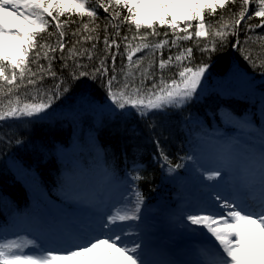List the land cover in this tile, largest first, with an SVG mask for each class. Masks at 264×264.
<instances>
[{"label":"snow or ice","instance_id":"snow-or-ice-1","mask_svg":"<svg viewBox=\"0 0 264 264\" xmlns=\"http://www.w3.org/2000/svg\"><path fill=\"white\" fill-rule=\"evenodd\" d=\"M231 2L236 0H94L93 7L89 8V0H0V97L16 92L24 86L25 74L29 73L28 85L34 87L39 81L50 74L58 80L47 89L36 88V96L44 97L40 102L23 103L20 105L19 98L15 103L9 99L7 104L0 99V137L6 135L3 131L9 126L8 118L20 120L25 117H35L45 112L52 106V100L61 92L67 91L61 88L64 84L62 78L57 77V73L52 69V57L49 51H56L57 48L63 53L65 44L62 41L63 31L49 33V36L57 35V46L52 48L48 44L39 45L43 50V57L48 59L47 68L38 63L41 52L37 51L34 62L37 64V72H33L28 66L29 54L37 47V37L41 32L47 31L49 26L48 17L55 21L54 27L62 29L64 25L60 23V17L65 14H78L80 17H97V10L102 9L108 13L110 9L122 8L127 11V15L121 19L120 12H114L108 17L109 20L117 19L121 23L130 22L137 30L141 28L151 29V34L156 35V25L167 26L175 34V40H192L193 35L200 37H219L223 44L229 35H237L236 44L240 45L237 33V26L244 20L250 0H242L241 10L232 22V32L225 31L229 25L222 24L215 31L212 26L205 23V14H214L217 9H224ZM258 10L254 12L255 17H260L264 21V0H257ZM252 19V16L248 17ZM223 20V17H221ZM193 21L197 22L194 33L189 32L193 28ZM181 24L185 27L181 28ZM85 24L84 28L87 29ZM115 29L114 35L119 36L120 24H107L105 28ZM256 27H264V23L259 25H249L246 31H252ZM183 32L184 35H179ZM75 35V33L73 34ZM167 36V33L164 34ZM137 37L133 36L135 40ZM141 41L146 37L140 36ZM124 41L129 38L122 37ZM175 40L173 45H175ZM248 40L264 41V37L248 36ZM211 49L204 45L201 51H216L217 41L209 40ZM168 44L165 39L152 45L141 43L136 47L128 44L130 49L127 53L128 67L135 64L140 72L139 86H134L129 76L131 71L125 72L122 65L119 72L123 73V79H117V69L115 67L116 55H111L112 75H108L109 67L106 64L107 56L99 59L98 66L92 71H79V76H90L102 79V86L106 89L107 97L111 104L120 110H128V114H136L141 120L147 121L150 130L157 128V116L167 115L169 110H178L192 102L198 95L197 89L201 86V80L208 70L207 64H198L195 67L184 66L182 61L192 56V48H186L183 52H178L175 56L159 61V69L163 70L171 65L173 60L178 62V79L174 75L170 82L161 74L159 80L155 73H149L153 67V62H149L147 67L140 68L146 57L133 61V55L143 49H162ZM104 51L110 53L113 45L119 49L120 45L115 39L110 44L107 36L104 38ZM95 49V44H93ZM87 51V50H85ZM76 55L75 47L69 49V55L63 54L60 59L64 61L61 68H68V60ZM83 55V53H81ZM89 61L92 57H88ZM245 59L254 68L264 69V60L257 63V58L245 53ZM73 59L72 68L69 75L76 79L75 69L85 68ZM40 73V75H38ZM31 77H36L32 79ZM152 79L151 87L146 86V80ZM20 80L21 84L16 81ZM11 86V87H8ZM51 93V95H49ZM241 126L251 128V123L242 121ZM258 133L259 144L252 145L243 159H238L234 154L232 145H225L218 162L212 168H203L207 180H215L213 188L229 186L224 194L217 193L215 200L209 195L210 203L207 206L199 207L186 215L184 226L191 232L202 233L207 237L206 243L197 250V259L186 261L182 259L156 260L152 258L154 246L146 235L141 231V224L144 218L141 215L143 196L137 189L132 190L129 197L125 188L120 193L118 199L106 198L102 193L98 194L94 201L89 202L90 208L103 209L100 213L99 222L80 221L74 219L69 223L53 228L52 240H44L40 236L29 238L28 235L16 234L14 239H9L3 231H0V264H264V127L254 129ZM158 149L159 159L168 164V171L173 172L180 168L181 164L172 166L169 157L160 145L159 139L153 141ZM193 159V157H188ZM163 166V165H162ZM202 173V177H203ZM239 175L240 179L229 184L228 177ZM143 179L137 174L131 177L132 181ZM128 182L125 181V184ZM219 201V203H216ZM86 215L95 217L96 212H89ZM135 222H140L135 223ZM192 226H199L193 228ZM210 234V235H209ZM135 239H129L131 236ZM214 238V239H213ZM30 249V251H25Z\"/></svg>","mask_w":264,"mask_h":264},{"label":"trees","instance_id":"trees-1","mask_svg":"<svg viewBox=\"0 0 264 264\" xmlns=\"http://www.w3.org/2000/svg\"><path fill=\"white\" fill-rule=\"evenodd\" d=\"M106 2V0H105ZM242 0H236L235 4L229 2L224 9H217L214 14H205V23L212 26L215 31L222 24L229 25L225 31L232 32L233 20L241 10ZM94 0H89V8L93 7ZM258 10L257 0H250L245 18L237 26V33L240 45L233 47L237 41V35L227 36L223 44L219 37H200L193 35L192 40H175V34L167 26L156 25V35L151 34V29L141 28L137 30L135 25L127 22L121 23L120 20H109L108 17L114 12L121 13V19L127 15V11L122 8L110 9L105 13L102 9L97 10L96 18L87 16L80 17L78 14H65L60 17V23L64 25L62 29L54 27L55 21L50 17L47 31L41 32L37 37V47L29 54L28 66L33 72H37V64L34 56L37 51L41 52L38 63L48 66V59L43 57V50L39 47L48 44L52 48L57 46V35L49 36V33L63 31L65 34L62 41L65 44L63 53L57 48L56 51H49L52 57V69L57 73V77L64 80L61 91L53 100L52 106L57 111L51 116L25 117L17 120L8 118L6 123L12 127H6L3 131L5 136L0 137V223H7L12 219L23 214H30L34 210L48 207L52 202L61 203L62 192L68 187H74L87 181L89 178L97 179L105 172H112L116 175L134 176L137 171L143 179L136 180V188L143 196V201L147 204L154 203L158 197L171 189L167 174L185 173V166L189 159L196 154L206 143H211L218 135V128L223 127L220 117L221 105L230 106L234 112L240 114L249 112L255 117L258 127H262L263 120L258 114L264 112V104L258 102V97H249L248 94L222 92L211 88L212 80L224 75L230 69L234 61L254 78L264 77V69L254 68L245 59V53L251 57L259 59L257 63L264 60V41L245 40L248 36L264 37V27H256L252 31H246L249 25H259L264 23L260 17H255L254 12ZM252 16V19L248 17ZM223 17V20H221ZM120 24L119 36H115V29L105 28L107 24ZM193 28L189 32L194 33L197 22L193 21ZM87 24V29L84 25ZM185 25L181 24V28ZM75 33V35H73ZM167 33V36L164 34ZM179 35H184L180 32ZM107 36L109 43L115 39L120 45L117 49L114 45L110 53H105L104 38ZM129 39L124 41L122 37ZM133 36L137 38L132 39ZM140 36L146 37L141 41ZM167 39L168 44L162 49L152 50L143 49L133 55V61L138 58L146 57L140 68L147 67L148 63L153 62V67L149 73H155L157 81L163 74L164 78L170 82L171 78L179 71L178 62L173 60L172 64L165 69H159V61L167 59L169 55L175 56L178 52L191 47L192 56L182 61L184 66L195 67L198 64H207L206 76L210 87L201 95L193 98L192 102L178 110H169L167 115L157 116V128L150 130L147 121L141 120L136 114H128V110H120L115 106L110 109L98 111L96 103L110 101L107 97L106 89L102 86V79H92L90 76H79V71H92L93 67L98 66L99 59L107 56L106 64L109 67L108 75H112L111 55H116L115 67L117 69V79H123V73L119 70L124 66V71H131L129 80L133 81L134 86H139L140 72L135 64L128 67L127 45L136 47L141 43L149 45L162 42ZM217 41L216 51H201L204 45L211 49L209 40ZM175 40V45L173 41ZM95 44V49H93ZM75 47L76 55L73 58L85 68L75 69L76 79L69 75L72 68L73 59H69L68 68H61L64 63L60 59L63 54L69 55V49ZM87 50V51H85ZM83 53V55H81ZM92 60L89 61L88 57ZM40 75V73H38ZM30 74L26 73L24 86L16 92L6 94L0 99L7 104L9 99L15 103L19 98L20 105L23 103H36L44 99L39 95L36 99V88L47 89L58 80L50 74L45 75L42 81L34 87L28 85L27 80ZM36 79V77H31ZM21 84L20 80L16 81ZM146 86L151 87L152 79L146 80ZM11 87V86H8ZM264 90V83L261 86ZM203 88L197 89V93H202ZM258 95L257 93H255ZM51 95V93H49ZM80 99L83 103L80 104ZM72 109L71 111H68ZM5 123V122H0ZM262 123V124H261ZM230 140L229 133H224ZM258 136V133L249 132L242 151L248 153L252 145H258L259 140L253 141L251 138ZM159 139L160 145L169 157L172 166L181 164L182 166L173 172L168 171V164L159 159L158 149L154 140ZM238 146V144H237ZM67 150L63 154L62 150ZM163 165V166H162ZM18 166L20 167L18 169ZM25 173H22V170ZM35 192H42L45 199L43 202L37 197ZM51 202V203H50ZM61 206H64L62 202Z\"/></svg>","mask_w":264,"mask_h":264},{"label":"rangeland","instance_id":"rangeland-1","mask_svg":"<svg viewBox=\"0 0 264 264\" xmlns=\"http://www.w3.org/2000/svg\"><path fill=\"white\" fill-rule=\"evenodd\" d=\"M206 75L207 74L205 72V75L201 80V87L203 88V91L202 93L199 92L198 95L205 93V91L210 87ZM263 83L264 77L254 78L250 76L238 65L236 61H234L230 69L227 70L224 75L212 80L211 88L227 93L231 91L233 93L248 94L249 97L253 98L258 97V102L261 101L262 104H264V90L261 88ZM81 103H83L82 99H80V104ZM113 106L114 105L111 104V101H107L103 104L96 103L95 108H97L98 111H103L110 109ZM71 110L72 109H69L68 111ZM55 111H57L55 108L50 107L49 109H46L45 112L40 113L37 116H51L55 113ZM258 114H260V117L263 120L262 127H264V112L259 111ZM226 115V127H236L239 129L238 133L240 135H243L245 132L247 133V130H254L257 127V123L254 118H252L249 114L244 113L241 116H237L236 114L227 111ZM242 121L250 122L252 127H242ZM219 136L220 135H218L217 138L222 139V137ZM253 139L257 141L259 140L258 136H254ZM229 144L231 145L230 142L223 141L212 147H208V145L204 146L202 150H199L197 156L188 162L185 168L186 174L184 176L178 175L177 173L167 174V180L171 182L175 193L169 198V200L168 197L171 194L165 192L163 195L158 197L154 203L147 204L143 201L141 215L144 220L141 224V231L154 246L152 254L153 259L165 260L171 258L186 261H194L197 259V250L200 246L206 243L207 237L202 233L191 232L184 226L186 223H189L186 221V215L194 209L207 206L210 203L208 200L209 195L214 201L217 193L224 194L226 191L230 190L228 185L221 188L211 187L216 184L217 181L207 180V174L203 173V168H200L199 165H203L205 168H212L215 166L224 146ZM233 150L236 157L241 159L234 148ZM62 153H67V150H62ZM19 168L20 167L18 166V169ZM21 172L25 173V170L23 169ZM131 177L132 176L127 175L109 174L108 176H105L103 181H100V183L95 187L90 188V194L88 197H91L95 191L102 189V192L99 191V193L101 192L105 196L107 192L110 191L112 195L107 198L118 199L120 193L123 192L125 188L129 189L127 195L131 197L132 190L137 189L135 184L136 182L132 181ZM227 179L229 180V184H231L233 179L239 180L240 176L237 174L234 177L230 176ZM125 181L128 183L125 184ZM196 183H198L199 186L198 191L201 192L195 196L194 189H191V185H195ZM74 192L75 190L69 189L64 193V197L68 198L66 200V205H69L72 208V210L69 211L70 217L66 223H69L74 219L84 222L95 221L98 223L100 213H102L103 210L90 208L89 203L78 201V199L75 198ZM41 193L42 192H35L36 196L38 195L37 197L44 199L46 196H43ZM202 194L205 196H201ZM183 198L187 199V202H180ZM201 200H205L207 202H203ZM216 203H219V201H216ZM178 206L179 211L175 210ZM60 209L64 210L65 207H61L59 204L52 202L48 205V207H43L41 213L44 214L45 217H52L53 215L59 213ZM89 212H96L97 215L95 217L86 215ZM135 223L139 224L140 222ZM44 227L43 222L37 216H32L30 218L18 219L5 228H1L0 231H3L9 239H14L16 234L28 235L30 239L34 236H40L46 241L54 239L53 231L46 233L44 231ZM192 227L199 228V226ZM129 239H135V236L133 235L129 237ZM25 251H30V249H25Z\"/></svg>","mask_w":264,"mask_h":264},{"label":"bare ground","instance_id":"bare-ground-1","mask_svg":"<svg viewBox=\"0 0 264 264\" xmlns=\"http://www.w3.org/2000/svg\"><path fill=\"white\" fill-rule=\"evenodd\" d=\"M9 222H12V221H9Z\"/></svg>","mask_w":264,"mask_h":264}]
</instances>
